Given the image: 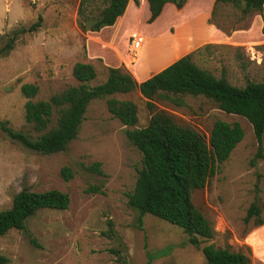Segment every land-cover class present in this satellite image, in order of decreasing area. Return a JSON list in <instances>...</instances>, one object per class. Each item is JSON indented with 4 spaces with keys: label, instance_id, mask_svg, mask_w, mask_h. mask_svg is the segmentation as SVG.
I'll return each mask as SVG.
<instances>
[{
    "label": "rangeland",
    "instance_id": "obj_1",
    "mask_svg": "<svg viewBox=\"0 0 264 264\" xmlns=\"http://www.w3.org/2000/svg\"><path fill=\"white\" fill-rule=\"evenodd\" d=\"M80 1L0 0V44L6 32L27 26L38 15L42 17V26L37 31L21 34L9 54L0 58V120H7L13 129L29 131L24 121L26 98L20 92L22 83L36 84L38 93L33 99L46 100L66 86L77 84L72 76V67L77 61L94 66L97 73L91 81L94 85L107 77L106 53L109 57L112 55L114 65L134 75L135 70L150 67L157 50L162 53L166 46L172 47V40L163 35L164 29L157 31L163 38L151 37L160 28V21L151 26L139 17L136 24L127 27L139 26L135 31L146 35L145 47L130 63L131 34L126 29L118 30V25L103 27L101 32H83L78 22H92L104 3L85 0L80 13ZM140 9V4L135 6V15ZM251 13L243 15L232 2L216 3L211 21L220 30V37L208 42L210 47L196 51L192 59L236 86H244L248 80L262 81L264 26L258 29L255 25L247 33ZM104 37L108 44L103 43ZM87 40L96 53L92 58L87 51ZM148 45L151 47L147 53ZM177 46L169 50L161 66L182 53V48ZM99 48L106 52L104 58ZM114 96L137 105V123L132 127L122 124L107 110L106 98L93 99L77 137L63 152L37 153L11 140L0 129V210L9 207L12 196L24 186L35 191L58 189L70 198L67 209L39 210L27 220L25 231L11 229L0 236V253L7 257L6 264H206L201 247L209 243L241 251L249 256V264H261L245 239L255 227L252 218L244 221L255 197L262 206L264 218V156L256 166L250 165L257 146L251 124L240 115L223 112L204 96H181L184 101L181 105L155 101L159 109L206 136L216 119L238 122L243 129L242 140L218 172L203 188L192 191V202L214 230L213 238L196 247L190 244L182 228L152 214H145L141 228L138 226V213L128 206L126 193L135 185L140 153L128 141L125 130L145 126L150 112L147 99L138 90ZM262 146L264 155V135ZM94 162L101 163L104 175L88 169ZM63 166L73 171L68 181L60 176ZM91 186L100 187V192H86Z\"/></svg>",
    "mask_w": 264,
    "mask_h": 264
},
{
    "label": "trees",
    "instance_id": "obj_2",
    "mask_svg": "<svg viewBox=\"0 0 264 264\" xmlns=\"http://www.w3.org/2000/svg\"><path fill=\"white\" fill-rule=\"evenodd\" d=\"M84 1H80V13ZM102 1L104 6L98 17L88 24L82 20L78 22L83 32H96L113 25L124 13L129 0ZM146 1L149 10L147 23H151L166 4L171 3L181 9L187 0ZM218 2H232L243 15H247L261 9L264 0H215L214 7ZM41 26L42 17L38 15L27 26L6 32L0 44V58L9 54L21 34L33 33ZM208 47L210 45L204 48ZM192 56L189 53L179 57L141 82H137L127 69L110 66L105 81L94 85L91 84L97 76L94 66L77 61L72 67V76L77 84L66 86L46 100L33 99L38 93L36 84H21L20 92L26 98L24 121L28 132L13 129L7 120H0V129L11 140L37 153L63 152L77 137L87 106L93 99L106 98V107L111 116L126 126H134L138 121L137 105L132 100L119 99L114 94L138 90L147 99L150 118L143 127L125 130L128 141L140 153L135 185L126 193L127 204L137 211L140 228L142 217L149 213L179 226L187 234L190 244L200 247L203 242L213 238L214 230L192 202V191L203 188L218 172L220 165L242 140L243 129L238 122L216 119L206 136L192 126L178 122L166 110L159 109L155 101L166 100L181 105L184 102L181 96H204L223 112L244 117L251 124L256 139V152L249 161L251 166H256L264 156V79L260 82L248 80L244 86H236L224 76L218 77L199 66ZM88 169L104 175L100 162L92 163ZM60 176L64 181L72 178L71 167L63 166ZM255 188L259 189L257 182ZM85 191L100 192V187L91 186ZM69 203L66 192L58 189L35 191L24 186L12 196L10 206L0 210V236L11 229L25 231L27 220L39 210H65ZM261 211L262 206L255 197L247 208L244 221L248 222L252 218L255 226L263 224ZM30 241L37 245L34 239ZM201 251L206 264L250 262L247 254L231 251L227 247H216L212 243L203 245ZM7 261V257L0 253V264H6Z\"/></svg>",
    "mask_w": 264,
    "mask_h": 264
},
{
    "label": "crops",
    "instance_id": "obj_3",
    "mask_svg": "<svg viewBox=\"0 0 264 264\" xmlns=\"http://www.w3.org/2000/svg\"><path fill=\"white\" fill-rule=\"evenodd\" d=\"M214 1L215 0H187L184 6L181 9H177L173 4L168 3L166 4L160 15L151 23H147V18L149 15L148 5L146 0H129L128 4L126 6V9L124 13L117 19V21L113 25H118V30H124L126 29L131 36L134 34H139L144 37L146 35H142L140 32L135 31L137 29L136 25H133L132 27H127L130 24H136V21L139 17L145 18V24H150L151 26H154L155 24L160 21V28L152 33V39H159L163 38V36L160 35V33H157L160 29H164L163 35L167 39L172 40V47L169 45L163 48V52L160 53L159 50L157 54H155V57H153L152 62L149 63V68L147 69H141V70H135V74L133 75L137 82L144 81L145 79L149 78L153 74L157 73L158 71L162 70L169 64H171L173 61L178 59L181 56H184L186 54L192 53L194 54L196 51H199L203 49L206 45H210L208 42H213L218 40L220 37V30L218 27L211 21L212 17V11L214 9ZM141 5V9L139 10V13H137L134 8L135 6ZM146 12L145 16H143V12ZM137 16V18H135ZM258 22H256V21ZM248 31L247 33L251 32V28H260L261 26H264V3L259 10L253 11L248 16ZM112 26V25H111ZM127 27V28H126ZM141 28V27H140ZM264 30V27H263ZM117 31V29L115 30ZM101 32V29H100ZM261 35H264V31ZM162 33V32H161ZM111 36V35H110ZM115 36V32L112 34V37ZM201 39V42L197 40ZM130 40V38H129ZM110 42L111 39L109 40ZM103 43L108 44V41L105 40V37L103 38ZM87 51L89 53V56H93L96 54L90 46V41L87 40L86 42ZM110 44V43H109ZM182 48V53L178 56H176L171 62L166 63L165 65L161 66L160 63L166 59L167 54L170 52L171 48L178 47ZM203 45V46H202ZM202 46V47H201ZM143 47H145V43L143 44ZM150 45L146 46L147 53L149 52ZM129 48V46H128ZM105 49V47H104ZM101 53L105 54L106 52L103 51V48H99ZM143 48L142 52L143 53ZM97 52V51H96ZM97 52V55H98ZM140 54V55H141ZM107 58L105 59L107 61V64L114 67H119L114 65L112 55L109 57V55L106 53ZM193 57V56H192ZM92 58V57H91ZM104 58V55H103ZM139 59V58H138ZM111 61L110 64L109 61ZM135 59L130 58V63ZM137 60V59H136ZM153 67H157L158 70H154ZM264 219V218H263ZM246 242L250 246L252 250V254L256 260L259 259L261 264H264V223L258 226L253 227L246 235Z\"/></svg>",
    "mask_w": 264,
    "mask_h": 264
},
{
    "label": "built area",
    "instance_id": "obj_4",
    "mask_svg": "<svg viewBox=\"0 0 264 264\" xmlns=\"http://www.w3.org/2000/svg\"><path fill=\"white\" fill-rule=\"evenodd\" d=\"M144 43V37L139 34H134L129 40V56L131 59L138 57L139 49Z\"/></svg>",
    "mask_w": 264,
    "mask_h": 264
},
{
    "label": "bare ground",
    "instance_id": "obj_5",
    "mask_svg": "<svg viewBox=\"0 0 264 264\" xmlns=\"http://www.w3.org/2000/svg\"><path fill=\"white\" fill-rule=\"evenodd\" d=\"M142 48H143V45L140 47V49H139V51H140V54H141V52H142Z\"/></svg>",
    "mask_w": 264,
    "mask_h": 264
}]
</instances>
